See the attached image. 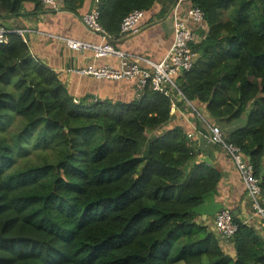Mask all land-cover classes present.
<instances>
[{"label": "trees", "instance_id": "trees-1", "mask_svg": "<svg viewBox=\"0 0 264 264\" xmlns=\"http://www.w3.org/2000/svg\"><path fill=\"white\" fill-rule=\"evenodd\" d=\"M175 1L98 0V22L117 37L133 9L145 17L160 4L154 17L162 18ZM83 2L61 0V10ZM189 2L203 12L202 38L175 84L193 113L200 119L202 107L220 130L245 116L223 134L251 164L264 205V0ZM26 3L43 7L0 0V16ZM88 97L73 98L17 33L0 43V264H264V241L238 216L234 257L197 223L215 204L221 173L196 162L182 127L159 130L173 94L147 83L126 103Z\"/></svg>", "mask_w": 264, "mask_h": 264}, {"label": "crops", "instance_id": "crops-1", "mask_svg": "<svg viewBox=\"0 0 264 264\" xmlns=\"http://www.w3.org/2000/svg\"><path fill=\"white\" fill-rule=\"evenodd\" d=\"M58 4V10L42 7L39 12H36L32 10L31 4L26 3L24 10L16 16L7 17L2 14L0 25L6 29L27 30L24 41L28 46L29 57L55 72L73 98L89 96L99 100L122 103L134 99V81H108L79 75L72 71L89 63L95 66L107 64L117 66L118 61L114 57L93 59L89 52L68 49L57 38L63 36L91 43L100 41L99 36L86 29L80 21L81 14L93 7L92 0H84L77 12L61 10V0H58ZM159 8L160 4L154 6L145 17L143 16L140 24L137 25V32L112 37L113 45L122 51L154 62L161 60L172 41V27L170 11L165 17H154ZM55 35L57 37H53ZM170 93L173 94L174 111L170 112L168 123L160 127L159 130L166 131L176 126L182 127L187 134L189 145L197 154L196 162L203 161L217 168L221 173L217 191L213 197L215 204L204 206L202 213L197 217V223L206 225L213 230V219L216 213L223 208H229L232 212L236 210L235 216L254 227L264 241V226L255 215L252 213L249 215L248 198L232 160L221 147L209 142L205 137L207 130L203 120H208L212 124L216 122L210 119L202 107L200 109L203 117L199 119L193 113V106L188 101L173 90H170ZM244 120L245 116L241 121L233 120L223 130L230 131L239 124H243ZM225 132L223 131L222 134ZM219 243L225 254L234 257V246L230 241L225 243L219 241Z\"/></svg>", "mask_w": 264, "mask_h": 264}, {"label": "built area", "instance_id": "built-area-1", "mask_svg": "<svg viewBox=\"0 0 264 264\" xmlns=\"http://www.w3.org/2000/svg\"><path fill=\"white\" fill-rule=\"evenodd\" d=\"M98 0L93 1V7L80 16V21L90 32L96 33L100 41L91 43L72 39L69 37L59 38L62 43L71 50L89 52L93 59L114 57L118 62L117 66L102 65L95 66L92 63L84 67L72 70L79 75H87L96 79L108 81H134V97L139 98L147 83L154 89L165 95H170V90H178L175 79L182 72L188 71L197 59V52L192 45L199 42L200 38L196 34V29L204 21L201 9L192 5L189 0H176L170 10L169 16L172 27V41L168 51L159 61H151L147 58L133 55L116 48L112 43V37L107 34L98 22V10L96 8ZM43 7L51 10H58V0H40ZM144 12L133 9L123 19L120 25V35L133 34L138 30V24L143 18ZM15 32L26 39L27 30H8L0 25V43L7 41V35ZM97 98L88 97L87 101H95ZM190 107H192L190 105ZM193 108V107H192ZM194 109V108H193ZM195 110V109H194ZM174 111L173 104L170 112ZM200 119L202 116L198 114ZM205 129H208L206 139L221 147L232 160L234 167L242 181L245 193L255 215L264 226V205L261 201V191L259 180L254 176L253 169L248 160L244 159L240 149L234 144L228 143L218 126L203 120ZM237 230V224L233 221V214L229 208H223L216 213L213 219V231L217 234L220 242L230 241Z\"/></svg>", "mask_w": 264, "mask_h": 264}, {"label": "rangeland", "instance_id": "rangeland-1", "mask_svg": "<svg viewBox=\"0 0 264 264\" xmlns=\"http://www.w3.org/2000/svg\"><path fill=\"white\" fill-rule=\"evenodd\" d=\"M193 110H194V109H193ZM194 111H195V110H194ZM19 123H20V124L22 123V121H21L20 119L18 120L17 124H19ZM13 127H15V126H13ZM15 128H16V127H15ZM10 130L13 131V128H10ZM11 131H10V132H11ZM221 131H222V130H221ZM13 132H14V131H13ZM39 154H40V152H39ZM41 154H42V153H41ZM46 154L49 155L50 158H52V156H53L49 150L46 152ZM43 155H44V154H43ZM35 156H36V154H30V157H31V158H34ZM44 156H45V155H44ZM247 204H248V206H249V210H250V214H249V215H251V213L253 214V210H252V208H251V206H250L249 201H248Z\"/></svg>", "mask_w": 264, "mask_h": 264}, {"label": "water", "instance_id": "water-1", "mask_svg": "<svg viewBox=\"0 0 264 264\" xmlns=\"http://www.w3.org/2000/svg\"><path fill=\"white\" fill-rule=\"evenodd\" d=\"M236 213H237V211H236V210H235V211H233V212H232L233 216H235V214H236Z\"/></svg>", "mask_w": 264, "mask_h": 264}]
</instances>
